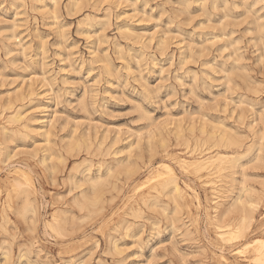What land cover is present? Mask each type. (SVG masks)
<instances>
[{"label": "rangeland", "instance_id": "rangeland-1", "mask_svg": "<svg viewBox=\"0 0 264 264\" xmlns=\"http://www.w3.org/2000/svg\"><path fill=\"white\" fill-rule=\"evenodd\" d=\"M263 24L264 0H0V264H255Z\"/></svg>", "mask_w": 264, "mask_h": 264}, {"label": "bare ground", "instance_id": "bare-ground-1", "mask_svg": "<svg viewBox=\"0 0 264 264\" xmlns=\"http://www.w3.org/2000/svg\"><path fill=\"white\" fill-rule=\"evenodd\" d=\"M75 1V0H74ZM55 3V2H54ZM56 6V5H55ZM217 7V6H216ZM125 16V15H124ZM126 17V16H125ZM259 24V23H258ZM260 25H261V22H260ZM264 25V24H263ZM125 27V26H124ZM128 27V26H127ZM257 28H259V27H257ZM262 29V26H261V28L259 29V30H261ZM264 29V28H263ZM147 37V36H146ZM262 39V38H261ZM164 42H166V41H164ZM157 64V63H156ZM27 92V91H26ZM23 94V93H22ZM11 102V101H10ZM10 104V103H9ZM11 104H13L12 102H11ZM10 104V105H11ZM12 106V105H11ZM41 108V107H40ZM44 109V108H43ZM46 109V108H45ZM16 110V109H15ZM37 110V109H36ZM35 110V111H36ZM27 111H29V110H27ZM22 113L21 112H19L18 111V113H17V115L18 116H24L25 117V115H21ZM24 114V113H23ZM25 114H26V111H25ZM34 114V113H33ZM38 114V113H37ZM27 115V114H26ZM11 116V115H10ZM17 116V117H18ZM14 118H16V116L14 117ZM20 118V119H19ZM23 117H18L17 119H18V122H19V120H21ZM26 119V118H25ZM46 119V118H45ZM8 120V119H7ZM41 120V119H40ZM56 120V119H55ZM38 121V120H37ZM51 121V120H50ZM49 121V122H50ZM27 123V122H26ZM35 123V122H34ZM41 123V122H40ZM2 126V125H1ZM25 129H26V127H25ZM5 130V129H4ZM30 131V130H29ZM24 133V132H23ZM109 133V132H108ZM40 134V133H39ZM76 134V133H75ZM238 137V136H237ZM120 138V137H119ZM74 139V138H73ZM116 139V138H115ZM239 139H241L240 137H239ZM75 140V139H74ZM77 140V139H76ZM178 140V139H177ZM78 141V140H77ZM242 141V140H241ZM75 142V141H74ZM90 142V141H89ZM232 142V141H231ZM228 143V142H227ZM241 143V142H240ZM1 144V143H0ZM224 145H225V142H224ZM229 145V144H228ZM70 146V145H69ZM199 146V145H198ZM73 147V146H72ZM74 148V147H73ZM76 148V147H75ZM78 148V147H77ZM88 151V150H87ZM217 153V152H216ZM210 155V154H209ZM11 156V155H10ZM13 156V155H12ZM11 156V157H12ZM201 156V155H200ZM205 156V155H204ZM212 156V155H211ZM9 157L7 156V159H8ZM257 158V157H256ZM11 159V158H10ZM218 159H220V157L218 156V157H207V158H203V160H198L197 162V165L200 167V168H204V167H207V166H209V165H211V164H214ZM226 159V158H225ZM45 161V160H44ZM162 164H164V163H162ZM196 164V163H195ZM10 166V165H9ZM23 166V165H22ZM162 166H165V165H162ZM167 166V168L169 169V174H171V177H170V179L168 180V182L169 183H173V185L175 184V185H177V182H176V180L173 178V176H172V169H170V167H168V165H166ZM165 166V167H166ZM26 167V166H25ZM17 168V167H16ZM201 169V170H202ZM24 170V169H23ZM131 170V169H130ZM167 170V169H166ZM19 171H21V170H19ZM87 171V170H86ZM218 171V170H217ZM24 172H26V171H24ZM159 172V171H158ZM22 173V175H23V177H22V179L23 180H17V183H16V186H17V188H20V189H24L25 188V186H29L30 184H31V180H30V178L25 174V173H23V172H21ZM160 173V172H159ZM159 173H157L156 172V174H158V176L157 177H159V176H161V174L162 173H160V175H159ZM154 175V174H153ZM155 176V175H154ZM164 176H165V173H164ZM162 177V176H161ZM208 177V176H207ZM21 178V177H20ZM69 178V177H68ZM86 178V177H85ZM166 178V177H165ZM70 180H71V178H70ZM82 181V180H81ZM212 182V181H211ZM34 183V182H33ZM229 183V182H228ZM80 184V183H79ZM95 184V183H94ZM78 185V184H77ZM168 185V184H167ZM187 186V185H186ZM139 187V186H138ZM177 187V186H176ZM16 188V189H17ZM165 189V188H164ZM32 190V189H31ZM242 190V189H241ZM93 191V190H92ZM177 191H178V189H177ZM179 191H181V190H179ZM83 192V191H82ZM95 192V191H94ZM183 193V192H182ZM24 194H26V193H24ZM30 194H31V192H30ZM84 194V193H83ZM149 194V193H148ZM100 195H101V193L99 194V196L97 197L98 198V200L100 199L99 197H100ZM103 195V194H102ZM84 196H87V195H84ZM93 196V195H92ZM96 195H94V197H95ZM241 195H239V197H240ZM81 197V196H80ZM93 197V198H94ZM84 198V197H83ZM26 199V198H25ZM82 199V198H81ZM237 199V198H236ZM239 199V198H238ZM241 199V198H240ZM261 199V198H260ZM29 200V199H28ZM31 200V199H30ZM98 200H96V201H98ZM11 201V200H10ZM240 201V200H239ZM28 202H30V201H28ZM142 202V201H141ZM252 202V201H251ZM91 203H93V201L91 202ZM154 203V202H153ZM236 203H237V201H236ZM241 203V206L243 205V203L242 202H240ZM7 204H8V202H7ZM32 204V203H31ZM95 204V203H94ZM147 204V203H146ZM249 204V203H248ZM1 205H3V203L1 204ZM33 205V204H32ZM150 205V204H149ZM193 205V204H192ZM237 205H238V203H237ZM240 205V204H239ZM250 206H252L251 204H249ZM249 205H247V206H249ZM3 207V206H2ZM9 207V205L7 206V208ZM26 207V206H25ZM32 207V206H31ZM35 207V206H34ZM93 207V206H92ZM103 207V206H102ZM151 207V206H150ZM4 208V207H3ZM196 208V207H195ZM232 208V207H231ZM239 208V207H238ZM242 208H244V206L242 207ZM249 208V207H248ZM35 209V208H34ZM101 209H103V208H101ZM213 210V209H212ZM242 210H244V209H242ZM163 211V210H162ZM216 211V210H215ZM230 211V210H229ZM228 211V212H229ZM234 211V210H233ZM235 211H236V209H235ZM251 211V210H250ZM4 212V211H3ZM189 212V211H188ZM242 213H245V211H243ZM226 214V213H225ZM247 214V213H246ZM227 215V214H226ZM248 215V214H247ZM56 216H54V218H55ZM59 217V216H58ZM88 217V216H87ZM2 218V217H1ZM177 219V218H176ZM259 219V218H258ZM55 220V219H54ZM172 220V219H171ZM4 221V220H3ZM178 221V220H177ZM231 221H232V219H231ZM241 221V220H240ZM53 222V221H52ZM181 222V221H180ZM251 222H252V218L251 217H244L243 219H242V221L238 224V225H235L234 226V229L233 230H231V232H230V239H238V238H243L244 236H245V232H246V230L250 227V225H251ZM2 223V222H1ZM56 223L58 224V222L56 221ZM3 225V224H2ZM49 226V225H48ZM226 226H228V227H231L232 225L231 224H228V225H226ZM2 227H4V226H2ZM130 227V226H129ZM223 227H225L224 225H218L217 226V229H222ZM52 228V227H51ZM57 228V227H56ZM60 228V227H59ZM4 229V228H3ZM53 231H54V229H52ZM227 230V229H226ZM56 231V230H55ZM61 231V230H60ZM222 235L224 234V233H221ZM229 234V233H228ZM222 239V238H221ZM248 246H251L253 249H254V251L256 252V255H255V257H254V262H255V264H264V236L263 237H257V238H255V239H253L251 242H249L248 244H247ZM246 245V246H247ZM245 247V246H244ZM223 250V249H222ZM234 251V250H233ZM222 253H225V252H222ZM227 254V253H226ZM235 262H236V260H235Z\"/></svg>", "mask_w": 264, "mask_h": 264}]
</instances>
